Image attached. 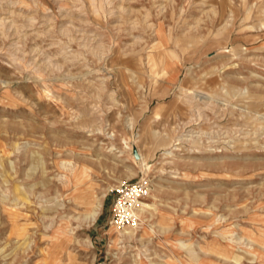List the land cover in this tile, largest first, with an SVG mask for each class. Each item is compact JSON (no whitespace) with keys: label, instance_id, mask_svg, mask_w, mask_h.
I'll return each mask as SVG.
<instances>
[{"label":"rangeland","instance_id":"1","mask_svg":"<svg viewBox=\"0 0 264 264\" xmlns=\"http://www.w3.org/2000/svg\"><path fill=\"white\" fill-rule=\"evenodd\" d=\"M139 179L154 207L114 241ZM183 259L264 264V0H0V264Z\"/></svg>","mask_w":264,"mask_h":264},{"label":"bare ground","instance_id":"2","mask_svg":"<svg viewBox=\"0 0 264 264\" xmlns=\"http://www.w3.org/2000/svg\"><path fill=\"white\" fill-rule=\"evenodd\" d=\"M36 156H38V155L36 154ZM37 164H38V161H37ZM73 177H74V179L77 178L74 185L79 184V186H75L73 188V192H75L77 194V196H75L76 204L77 205H81L84 208V211H83L84 214H83L82 218H83V220L86 219L89 222H93L96 219V217L98 216L99 212H100L101 199L99 197H97V196H93L94 192H93V189H92V185L90 183L86 187H83V183H84L85 179L80 180L81 179V175L75 174ZM87 183L88 182H86L84 184L86 185ZM65 185L68 186L67 183L64 184V187H65ZM13 190H14V194H15L13 206L17 204L18 200L23 202V203L29 202L26 193L22 191V188H21L19 183H15L14 184V189ZM140 202H141L142 205L141 206L139 205V207L136 210V213H138L139 215H140V213L147 212V209L154 207L153 203H148V202H145V201H140ZM20 205L21 204H19V206ZM42 209H44V208H42ZM10 214L12 215V217H16L18 215V212L14 211V212H11ZM80 220H82V219H80ZM117 230H118V236L114 239V241L120 240V237H123V236H132L133 235V230L130 231V230H127V228L122 229V230H119V229H117ZM16 234L17 235L26 234L25 227L17 226ZM224 247H226V246H224ZM225 249H227V248H225ZM225 249H223V250L225 252H227V250H225ZM51 254H56V251L55 252L52 251ZM227 254L228 253H224L223 256L227 257ZM242 255H235V257H234L235 260L239 261L242 258ZM251 259L253 260V259H255V257L253 256V258L251 257ZM51 260H52V263L56 262L57 261V257L55 255H52L51 256ZM195 261H196V263H197V261H198V263H201L199 260L195 259ZM180 263L181 264H187V261L183 259V261L181 260Z\"/></svg>","mask_w":264,"mask_h":264},{"label":"built area","instance_id":"3","mask_svg":"<svg viewBox=\"0 0 264 264\" xmlns=\"http://www.w3.org/2000/svg\"><path fill=\"white\" fill-rule=\"evenodd\" d=\"M150 192L148 180L139 179L134 182L121 181L110 190L114 193L111 205L110 225L122 230L134 226L138 217L136 210L140 201H144Z\"/></svg>","mask_w":264,"mask_h":264},{"label":"water","instance_id":"4","mask_svg":"<svg viewBox=\"0 0 264 264\" xmlns=\"http://www.w3.org/2000/svg\"><path fill=\"white\" fill-rule=\"evenodd\" d=\"M133 153H134V156L136 157L137 156V151L133 148Z\"/></svg>","mask_w":264,"mask_h":264}]
</instances>
